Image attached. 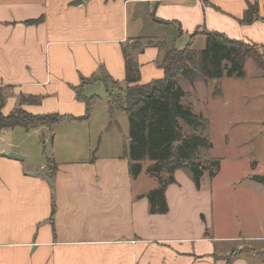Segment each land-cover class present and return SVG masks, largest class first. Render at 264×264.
Wrapping results in <instances>:
<instances>
[{"label": "crops", "instance_id": "1", "mask_svg": "<svg viewBox=\"0 0 264 264\" xmlns=\"http://www.w3.org/2000/svg\"><path fill=\"white\" fill-rule=\"evenodd\" d=\"M74 1L0 0V113L61 117L49 128L0 131V154L25 157L0 156V264H264V224L248 215L249 232L222 235L212 190L201 180L196 189L186 171H175L166 188L168 212L149 214L145 195L158 182L145 172L149 163L138 178L129 174V131L119 126L123 112L110 111L103 83L108 76V90L124 93V49L140 85L161 79L164 50H201L209 32L264 55V0ZM253 3L258 19L240 23ZM92 96L85 118L83 100ZM34 135L50 138L51 148L64 136L82 140L87 154L31 157L24 149ZM25 167L43 169L53 186Z\"/></svg>", "mask_w": 264, "mask_h": 264}, {"label": "trees", "instance_id": "2", "mask_svg": "<svg viewBox=\"0 0 264 264\" xmlns=\"http://www.w3.org/2000/svg\"><path fill=\"white\" fill-rule=\"evenodd\" d=\"M258 16L257 4H248L240 23L249 25ZM41 20H31L27 24H37ZM204 39L205 45L201 50L190 47L164 50L162 42L149 41L147 45L164 50L159 64L163 77L144 85L139 84L140 71L137 64L124 49V83L127 87L122 96H114L108 90L107 85H115L108 76L103 80L109 96L110 111L118 110L127 116L129 132L126 151L129 174L137 178L142 170V163L148 161L151 165L145 172L158 182V186L145 195L151 215L168 212L165 192L170 184L175 183V171L189 173L194 187L199 190L200 180L205 172L213 177L218 166L215 159L201 162L197 158L201 149L210 147L209 141L202 134L208 123L201 115L193 114L189 105L183 103L185 93L178 85V80L183 79L193 84L196 80L208 83L225 77L240 79L245 76L244 65L247 59L252 56L257 62L260 57L255 46L240 40H232L212 32L205 33ZM83 102L86 106L84 117L88 118L94 97L84 99ZM60 119L56 113L32 116L19 109L5 116L0 113V131L19 127L26 130L38 126L49 128ZM254 178L256 182L264 183V178ZM54 212L52 204L51 217ZM226 261L230 264L229 260Z\"/></svg>", "mask_w": 264, "mask_h": 264}, {"label": "rangeland", "instance_id": "3", "mask_svg": "<svg viewBox=\"0 0 264 264\" xmlns=\"http://www.w3.org/2000/svg\"><path fill=\"white\" fill-rule=\"evenodd\" d=\"M255 51L259 60L256 62L252 56L247 59L243 78L225 77L208 83L196 80L193 84L178 80L185 93L183 103L208 123L202 134L210 147L201 149L197 158L201 162L215 159L218 166L213 177L205 172L201 182L212 190L213 200L218 204L214 224L222 235L229 237L239 234L237 227L246 226L248 231V215L264 224V186H256L255 178L248 177L264 178V55ZM122 95L123 90L118 93ZM118 116L120 128L128 132L127 116L124 112ZM34 138L35 135L27 140L24 149L31 157L40 150L46 158L51 153L56 156L87 154V144L82 140L74 144L73 138L64 136L51 148L50 138L43 143Z\"/></svg>", "mask_w": 264, "mask_h": 264}, {"label": "water", "instance_id": "4", "mask_svg": "<svg viewBox=\"0 0 264 264\" xmlns=\"http://www.w3.org/2000/svg\"><path fill=\"white\" fill-rule=\"evenodd\" d=\"M81 3H82L81 0H75L74 2H72L70 4H71V6H75V5H79ZM0 156L7 157L10 159L19 161V162L20 161L25 162V157L23 155H21V154L19 155V154L13 153V152L5 153V154L2 153V154H0ZM25 173L31 177H35L36 175H38L47 182V184L49 185L50 188L53 186L51 178L45 176L43 169H40L38 171L35 170L33 172H27L26 167H25ZM164 178H165V176H164Z\"/></svg>", "mask_w": 264, "mask_h": 264}, {"label": "built area", "instance_id": "5", "mask_svg": "<svg viewBox=\"0 0 264 264\" xmlns=\"http://www.w3.org/2000/svg\"><path fill=\"white\" fill-rule=\"evenodd\" d=\"M166 1H170V0H156V2H158V3H164Z\"/></svg>", "mask_w": 264, "mask_h": 264}]
</instances>
